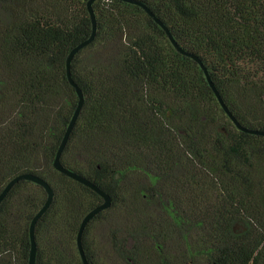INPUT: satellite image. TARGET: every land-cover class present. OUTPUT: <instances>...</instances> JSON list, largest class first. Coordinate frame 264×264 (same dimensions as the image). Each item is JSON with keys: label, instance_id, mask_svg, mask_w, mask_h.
Returning <instances> with one entry per match:
<instances>
[{"label": "trees", "instance_id": "obj_1", "mask_svg": "<svg viewBox=\"0 0 264 264\" xmlns=\"http://www.w3.org/2000/svg\"><path fill=\"white\" fill-rule=\"evenodd\" d=\"M88 1L0 0V194L24 173L55 192L36 264H84L80 227L104 201L54 167L79 102L67 59L93 32ZM136 1L202 60L239 123L264 131V0ZM94 11L96 38L72 62L85 104L61 157L112 197L84 231L89 263L264 264V135L236 126L142 6ZM47 196L21 180L0 203V264H29Z\"/></svg>", "mask_w": 264, "mask_h": 264}, {"label": "water", "instance_id": "obj_2", "mask_svg": "<svg viewBox=\"0 0 264 264\" xmlns=\"http://www.w3.org/2000/svg\"><path fill=\"white\" fill-rule=\"evenodd\" d=\"M97 0H89L88 1V9L92 18V23H93V32L91 34V36L85 40L84 42L80 43L79 45H77L69 54L68 59H67V75L69 78L70 83L76 88L78 97H79V102L77 105V108L75 110V113L68 125L67 131L64 135L63 141L59 147V150L57 152V155L55 157L54 160V167L60 171L61 173H64L66 175H68L69 177L79 181L80 183H83L84 185L90 187L91 189H93L95 192H97L103 199V203L97 207H95L94 209H92L83 219L81 227H80V231L78 234V247H79V251H80V255L82 257V261L84 264H90L83 246V234L84 231L88 225V223L101 211L109 208L112 205V197L105 192L103 189H101L99 186H97L96 184H94L93 182H91L90 180H88L87 178L83 177L82 175L78 174L77 172L66 168L62 163H61V157L62 154L64 152V149L68 143V140L71 136V133L73 131V128L79 118V115L82 111V108L85 104V96L83 93V90L81 89V87H79V85L75 82V80L73 79L72 76V62L73 59L75 57V55L82 50L84 47H86L87 45H89L91 42L94 41V39L96 38L97 35V18H96V14L94 11V3ZM133 4H137L142 6L146 12L154 18V20L165 30V32L167 33L170 41L172 42V44L178 49V51H180L181 53L191 56L192 58H194L197 62H199L200 66L202 67V69L204 70V73L207 77V80L210 84V86L212 87L213 91L215 92L220 104L222 105V107L224 108V110L226 111V113L230 116V118L233 120V122L236 124V126L245 132L248 133H252V134H260V135H264V131H260V130H254V129H249L244 127L243 125H241L239 123V121L236 119V117L232 114V112L229 110V108L227 107L225 101L223 100L221 94L219 93L217 87L215 86V84L213 83V80L211 79V76L209 74L208 69L206 68V66L203 64L202 60L196 56L195 54L192 53H188L186 52L183 48H181L178 43L176 42L174 36L172 35L171 31L168 29V27L153 13V11L145 4L142 3L140 1H136V0H124ZM21 180H28V181H32L34 183H37L41 186H43L48 194L47 196V200L45 202V204L43 205V207L39 210V212L35 215V217L33 218L32 222H31V227H30V237H31V253H30V259H29V264H36V259H37V242H36V233H35V229H36V225L38 223V221L40 220V218L45 214V212L49 209V207L51 206L53 199H54V195L55 192L53 190V188L51 187V185L43 180L42 178L32 174V173H24L21 174L15 178H13L7 185L6 187L3 189V191L0 194V203L5 199V197L7 196V194L10 192V190L14 187V185L16 183H18Z\"/></svg>", "mask_w": 264, "mask_h": 264}, {"label": "rangeland", "instance_id": "obj_3", "mask_svg": "<svg viewBox=\"0 0 264 264\" xmlns=\"http://www.w3.org/2000/svg\"><path fill=\"white\" fill-rule=\"evenodd\" d=\"M101 242H103L102 246H103V254H105L106 252H110L111 256L113 259H116V255L114 254L113 248L111 246L110 240H106V238H108V233L106 231V229L104 230V228L102 229V232L100 234H98ZM110 256V255H109ZM113 264V263H112Z\"/></svg>", "mask_w": 264, "mask_h": 264}]
</instances>
